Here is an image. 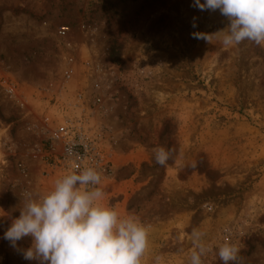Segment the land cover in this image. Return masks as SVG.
<instances>
[{
  "label": "rangeland",
  "instance_id": "obj_1",
  "mask_svg": "<svg viewBox=\"0 0 264 264\" xmlns=\"http://www.w3.org/2000/svg\"><path fill=\"white\" fill-rule=\"evenodd\" d=\"M193 4L0 0V70L28 100L0 85V264H38L20 251L31 237L13 248L4 233L25 192L67 173L48 165L41 121L58 85L83 88L106 156L102 203L150 226L142 264H187L193 228L214 248L238 243L237 264H264V46L224 47L227 18ZM161 146L174 149L166 166Z\"/></svg>",
  "mask_w": 264,
  "mask_h": 264
},
{
  "label": "clouds",
  "instance_id": "obj_2",
  "mask_svg": "<svg viewBox=\"0 0 264 264\" xmlns=\"http://www.w3.org/2000/svg\"><path fill=\"white\" fill-rule=\"evenodd\" d=\"M193 6L219 10L227 18L224 47L245 41L264 46V0H194ZM193 35L208 40V34ZM75 146L70 143L65 149L72 170L58 178L49 192L23 194L20 215L11 221L4 239L17 248L19 241L31 237V246L20 251L25 260L38 264H142L149 249L150 226L133 214L122 217L102 203L104 173L98 166H81L82 156ZM153 155L158 165L166 166L174 149L157 147ZM190 235L193 250L187 264H204L210 253L223 264H237L240 247L228 236L214 248L205 241V232L193 228ZM155 261L159 264L160 257Z\"/></svg>",
  "mask_w": 264,
  "mask_h": 264
},
{
  "label": "built area",
  "instance_id": "obj_3",
  "mask_svg": "<svg viewBox=\"0 0 264 264\" xmlns=\"http://www.w3.org/2000/svg\"><path fill=\"white\" fill-rule=\"evenodd\" d=\"M60 35H65L66 28L59 29ZM65 75V79L70 78ZM0 85L13 97L20 107L27 104V98L22 94L18 83L4 71L0 70ZM53 89L54 97L49 105V111L42 118V128L48 139L46 152L50 155L48 164L52 170L68 172L72 165L66 159V147L75 143V151L80 153L81 166H98L105 170L106 156L100 148L95 133L89 126V116L83 110L85 100L83 99L82 87H76L74 95H69V85H58ZM85 145L87 151H85ZM49 162V161H48Z\"/></svg>",
  "mask_w": 264,
  "mask_h": 264
}]
</instances>
